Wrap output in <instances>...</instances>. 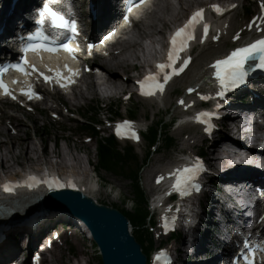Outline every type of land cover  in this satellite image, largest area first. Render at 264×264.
I'll return each instance as SVG.
<instances>
[{"label":"rangeland","instance_id":"rangeland-1","mask_svg":"<svg viewBox=\"0 0 264 264\" xmlns=\"http://www.w3.org/2000/svg\"><path fill=\"white\" fill-rule=\"evenodd\" d=\"M189 1L190 0H188V2ZM223 1H226V2L234 1L238 3L241 2V0H223ZM188 4H191V2H189ZM188 4L186 3L185 0H157L155 5L153 6V12L150 15H148L147 18L145 19L144 26L147 28V26L155 25L157 30H161L163 28L161 21L163 20L166 22L174 21L176 12L181 11L180 9L181 7H182V10L187 9ZM195 5L196 4H194L193 6ZM249 5L252 7V4H249ZM239 14L241 15L242 12L239 11ZM167 30L169 29L166 28L164 32L166 33ZM154 37L157 40L160 39L159 36H154ZM127 38L131 42L141 41V44L144 47L145 55L149 54V52L151 51V47L148 45L147 41L138 39L135 32L132 31L128 35ZM156 48L158 49L160 48V46H157ZM135 53L139 54L142 57L143 52L141 51V48L138 47L137 49H135ZM129 56H130V53L128 54V57ZM128 59L130 61L131 66L137 64V62L135 63V61H132L130 58ZM146 59H150L149 56H146ZM201 67H202V64H201ZM141 70L143 69L140 67H135V70L128 72V73L120 72L118 76L120 75V77H122V75H125V77H128V79L123 82L130 83L132 79L134 78V76H136L135 74L136 73L139 74ZM135 71L136 73H134ZM188 78L192 80L193 77L191 75V76H188ZM181 82L182 81H180L179 84H181ZM101 94L104 96H108L110 94V91L103 89L101 91ZM79 102H81V104L85 103L88 109L94 106L95 104V100H90V94H87V101L79 100V101L73 102V100H71L69 102V107L75 110L79 107L76 105ZM97 102H98V107H97L98 119L106 115V111L104 108L106 104L108 103H110L112 110H115L116 107L118 108L117 105L119 104L120 112L122 114L124 113V109L122 108L121 102L118 99L105 100L100 97L98 98ZM166 106H168L167 101L164 104L159 105V108H164ZM129 107L139 109L136 119H139L140 117H142L143 114H146L148 117H151V118H153L154 116L155 121L161 118H164L166 122L169 118L168 115L163 114L162 109L158 111V107L153 106L151 103H141L135 100L134 98H132L131 104ZM3 115H4L3 120H7L13 117L14 128H17V126H19L21 129V133L19 134L20 138L28 137L30 143L37 145V147L38 145H40V142H43L44 140V143H42V145H44L45 150L48 151V153H46L47 156L50 154V151L52 150L54 140H55L56 146L60 150H62V154L65 158L63 161L60 158V159H57V161L55 162H52V161L51 162L53 164L59 163L60 167H62V169L60 168L62 172L67 173L70 169H73L76 172H83L85 170H87L88 172L87 160H89V158H90V161H94L93 164L96 165V161H95L96 158L94 155L95 154V150H94L95 149V139L93 143L90 144L89 146L82 147L80 152H78L80 148L77 146H74V148L77 151H73L72 149L71 151L70 148L69 149L66 148L64 140H62V138H70L72 142L73 138H79L82 136V134H79L78 132L64 133L62 131L63 128H70L71 130H74V127H69L70 126L69 123L53 124L52 122L49 121L48 118H46L47 119L46 121L44 116L28 117V115L14 113L9 110L5 111ZM172 115H173V112L171 111L170 116ZM0 131L4 133V134L0 133V145L3 142L8 141V138H6V135L10 136V138L13 137V135L10 133V131L7 128H5V126L1 127ZM170 134L176 140V146L174 147V149L171 151L164 150L159 154H152L149 160L145 164L142 162L143 153H144V144H142L141 146L135 147L136 148L135 151L137 153V159H138L139 165L141 166L138 172V177L140 179V185L142 186L144 192L146 193L148 197L151 196L152 192L145 185L146 183L145 172L151 170L152 167L156 169L157 167L159 168L162 166V168H164L171 161V159H173V157L175 156L174 153L178 152L180 149L179 146L181 143V138L176 135V132L173 129H171ZM100 137H106V134H99L98 137L96 138L98 139ZM5 146L9 147V144L7 143ZM38 148H42V147L39 146ZM2 150H5V149L2 148ZM15 151L17 155L21 154L20 156L21 164L20 165H21L22 170H25V171L31 170V168L32 169L36 168L38 170L42 169V167H40L36 161V158H37L36 154L33 155V158H35L33 159V162L27 163L26 161H22L23 151L21 152L18 150H15ZM66 152L72 153L74 157H78L79 162H75L70 157L66 156L65 155ZM85 152L88 155L90 154V157L86 158L84 156V154H86ZM48 161L50 163L49 157H48ZM19 171L20 169H18L17 167L14 170L9 171L8 173H5L4 171H0V178L13 177L16 174H18ZM97 175L101 181V184H100L101 190L100 192L97 193V195H95V199L98 201V203L107 205L109 207H113L116 209H123L127 212H132L134 210V202H133L134 193H133V188L130 186V182L125 180L123 177L106 174L104 172L97 173ZM151 177L152 175L150 176V178L149 177L147 178V181L150 182ZM20 236L21 235H19V237ZM65 244H66V247L64 245L63 248L56 250L55 252L56 260L54 259L53 261H50V262L48 261L49 264H77V263L79 264H100V259L97 256V252L94 247L90 248V245L88 246L85 243L80 242V244L76 246L74 250L75 251L74 254L70 255L67 251V246L69 245V241L66 240ZM156 246H157V243L154 241V248H156Z\"/></svg>","mask_w":264,"mask_h":264},{"label":"bare ground","instance_id":"bare-ground-1","mask_svg":"<svg viewBox=\"0 0 264 264\" xmlns=\"http://www.w3.org/2000/svg\"><path fill=\"white\" fill-rule=\"evenodd\" d=\"M95 1H96L95 2L96 6L97 7L100 6V8L98 9V11H96V12L94 11V13L98 15V19L97 18L94 19L92 21V23L95 26L94 28L98 27V29L96 31L99 32L102 29H106V28L111 27V25L113 24V20H112V16L109 18L106 17V15H108L110 12L109 1L108 0H95ZM100 1L101 2L103 1V4H100L99 3ZM185 1L187 4L189 2H191V4H188V6H187V9H188V7L193 6L194 4L198 5L205 0H190L189 2H188V0H185ZM22 2H24V0H22ZM111 3L112 2L110 0V4ZM111 7H115V6L113 4H111ZM180 9H181V11L176 12V16L174 18V21H170V22H166L164 20L161 21V23L163 25V28L161 30H157L155 25H150V26H147V28H146L145 26H143V23L140 24L141 27L137 26L135 28V33H136V36L138 37V39L147 40L149 42V45L151 46V51H153L152 54L153 53L157 54V52L155 51L157 49L156 48L157 46L162 47V37L164 36V30L166 28L169 29L174 22L181 20L185 9L182 10V7ZM20 14H21L20 13V7H18L17 12L6 22L7 27H12L15 24V22L17 21V19L20 17ZM115 15H113V17ZM228 33H229V31H228ZM154 36H159L160 39L157 40V39H155ZM224 38H226V37H224ZM118 46L119 47H117V50H118L117 56H115L114 53L112 52V50H113V47H112L110 49V54H109L108 58L101 59L97 63L99 65L101 72L107 76V77H105V81L103 82V85L105 87L104 89L108 90L114 94L129 90L133 84L132 82L124 83L122 81V78L120 77V75L118 76V74H120V72H124V73L127 72L128 73V72L133 71L137 65H139V67H142V68L144 65H149V60L146 59L144 47L142 46L141 41L131 42L127 39V40H124L122 43H119ZM137 47L141 48V51L143 52L142 57L139 54L135 53V49H137ZM158 51H160L159 48H158ZM129 53H130V56L128 57ZM152 54L149 53L150 57L152 56ZM205 55H207V54L203 52L202 57H204ZM153 56H154V54H153ZM128 58H130L132 61H135V63L137 62V64L131 66ZM199 58H200V56L197 57V59L195 61V65H196V63L199 62ZM87 91H88L87 94H91V95L95 94V91L92 89V86L87 88ZM85 97H86V93L82 92V91L78 92L75 95V99H79V98L85 99ZM18 125H20V124H18ZM16 130H17V134H15L12 138H10V136H7L5 134L6 138H8V141L3 142L1 145V148H0V169H2L5 173H8L9 171L14 170L17 166H21L20 165L21 164V162H20L21 154L17 155L15 150H18L20 152L23 151L22 161H26L27 163L33 162V159H35V158H33V155L36 154L37 155L36 161L40 167L44 166V165L45 166L51 165L53 169H54V167L59 169V170L62 169V167H60L59 163L53 164L50 161V163L47 164V159H46L47 157H50V159H52L53 158L52 155H55V159L61 158L63 161L65 157L62 154V150H60L56 146L55 147L56 149L51 150L50 154L47 156L46 153H48V151H45L43 153L42 150L37 147V145L30 143L28 137L20 138L19 134L21 133V129L19 126H17ZM180 131H182V129L179 130V132ZM0 133H3V132L0 131ZM238 134L241 135L242 133L238 132ZM43 142H44V140H43ZM7 143L9 144V147L5 146ZM189 143H190L189 139L182 141L180 143V150L189 147L188 146ZM235 144L240 146L241 149L245 148V143L241 140H238L237 143H235ZM2 148H4L5 150H2ZM3 151H5V152H3ZM69 152H71V151H69ZM69 152H66L65 155L70 157L73 161L79 162L78 157H74V155L72 153H69ZM43 155H44V157H43ZM86 155H88V154L86 153ZM40 170L41 169H39V171ZM156 171L159 172L160 169H153V170H149V171L145 172V177L150 178L152 173H155ZM67 173H68L67 175L73 176V177H69L71 179L70 182L72 184L76 185L77 189L80 192H82L84 195L94 199L95 195H97V193L100 192V190H101L100 185H98V183L94 182V180L90 179V173L87 172V170H85L83 172H76L73 169H70ZM67 175H65V176H67ZM158 176L159 175L154 176L153 180ZM69 178L67 177V179H69ZM145 185L149 188V190L153 189L151 184L149 182L147 183V180H146ZM20 232H23V231H20ZM20 254H21V249L19 248V246L18 247L16 246V247H13L9 256L10 257H12V256L16 257ZM203 254L204 253H202L200 251L198 253V256L200 257ZM54 259L56 260L55 253L52 252L50 261H53ZM43 263L49 264L48 260L43 261ZM77 264H79V263H77Z\"/></svg>","mask_w":264,"mask_h":264},{"label":"snow or ice","instance_id":"snow-or-ice-1","mask_svg":"<svg viewBox=\"0 0 264 264\" xmlns=\"http://www.w3.org/2000/svg\"><path fill=\"white\" fill-rule=\"evenodd\" d=\"M145 3V0H140V4ZM140 5H136V7H139ZM213 10L217 14H221L223 9H221L217 5L211 6ZM262 10H264V4L261 5ZM45 11L48 12L50 15L54 17V20L57 19L55 16V13L52 12L50 8L46 6ZM129 12L132 11V8L128 9ZM203 9H199L192 13V15L189 17V19L186 21V23L179 29H177L173 35L170 38L169 41V49L167 53V60L164 63H158L156 65L157 71L153 74H149L144 77L143 80L139 81L140 84V91L142 95L150 96L155 94L157 91L161 94L164 92L165 85L168 83V81L175 75H179L181 72L184 71V69L188 66L190 63L191 57H188L187 59L183 60V63L179 67H175L176 61L179 59V53L183 52L188 47V42L192 39H194V30L196 25L203 23ZM62 20V18H59ZM127 17H125V21L127 22ZM261 19H264V17H261ZM209 25L207 23H203V32L204 36H207ZM75 31V29H73ZM238 38V37H236ZM213 39H216V37H213ZM203 42V41H201ZM60 50L66 51L68 53H72L73 49H71L68 45H60L57 47H49L48 45L41 43V44H33L29 45L26 51H32V52H40L45 51L48 53H56ZM259 54V65L258 67L264 68V39L257 40L252 44H249L246 47L237 48L234 51H232L229 55H227L224 59L217 60L214 65H212L213 68H215V76L219 80L222 87L227 88L231 86H235L238 83L242 82L244 76H245V70L244 65L247 60L254 59L255 56ZM27 61H25V64ZM16 70L24 73L27 75V71L24 67L21 65H16ZM66 70L69 72V77L65 78L61 72H56L55 76L58 81H62L64 79H67L69 83H71V76L75 75V73L72 71V69L67 68V65H65ZM33 70L35 71V67L33 66ZM43 75V74H41ZM44 80L47 82L51 79L49 76H44ZM62 87L66 86L65 84H61ZM0 90H3V93L5 95H11V92L9 91L7 85L4 84L2 80H0ZM191 92L192 89H189ZM22 94L27 95L29 99L32 98L35 93H33L32 89L29 87L27 90L22 89ZM13 98H15L13 96ZM203 98V97H202ZM179 103L184 104V101L181 100ZM207 115V114H203ZM197 120L200 119V116L196 117ZM121 128H124L128 130L126 133H121ZM117 134L118 135H124L127 134L129 138L132 139H138V136L134 131H131V127L129 122L125 121L122 125H117ZM199 169L197 168H189L185 167L183 169L177 170L176 173H174L175 176V183L173 184V189L176 191H180L182 194L187 192V189L189 186L196 187L195 185H192V181L195 179V176L197 174ZM163 179V177H160L157 180V183H159V180ZM43 183H46L49 188L56 186V187H63L64 185H61L59 181L55 179H47L45 181H42ZM38 183H41V181H38L36 177L29 176L26 181H24L22 184H5L3 185V188L5 191H11L15 187H21V186H27L29 188L35 187ZM69 187H72L73 185L71 182L68 183ZM197 190L198 187H197ZM157 259L159 260L160 257L158 256Z\"/></svg>","mask_w":264,"mask_h":264},{"label":"water","instance_id":"water-1","mask_svg":"<svg viewBox=\"0 0 264 264\" xmlns=\"http://www.w3.org/2000/svg\"><path fill=\"white\" fill-rule=\"evenodd\" d=\"M62 208L82 219L99 245L104 264H146L140 246L128 231V221L117 210L98 206L78 193H63Z\"/></svg>","mask_w":264,"mask_h":264},{"label":"trees","instance_id":"trees-1","mask_svg":"<svg viewBox=\"0 0 264 264\" xmlns=\"http://www.w3.org/2000/svg\"><path fill=\"white\" fill-rule=\"evenodd\" d=\"M94 114V110L92 111ZM114 115H117V112H113ZM154 135V132L152 133ZM97 151V161L101 169L111 172L115 175L125 176L133 180L134 188L136 190V201L134 213H129L127 211L121 210V212L128 218L131 225L140 223L146 217V212L141 206V203L144 201L142 191L140 190L137 183V170L138 163L134 154L130 149L125 150V156H122L119 152H116V144L110 139H101L98 141L96 146ZM134 236L136 241L144 247V242L147 238V233L145 230H136L134 231Z\"/></svg>","mask_w":264,"mask_h":264}]
</instances>
